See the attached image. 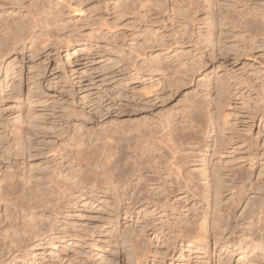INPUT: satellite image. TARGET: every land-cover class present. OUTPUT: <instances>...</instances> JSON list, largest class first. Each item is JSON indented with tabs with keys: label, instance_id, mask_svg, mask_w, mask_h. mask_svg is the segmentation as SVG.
Instances as JSON below:
<instances>
[{
	"label": "rangeland",
	"instance_id": "rangeland-1",
	"mask_svg": "<svg viewBox=\"0 0 264 264\" xmlns=\"http://www.w3.org/2000/svg\"><path fill=\"white\" fill-rule=\"evenodd\" d=\"M29 2L0 4V18L26 17ZM212 2L60 0L54 6L65 22L61 33L39 34L36 52L19 50L0 61V264H75L69 260L77 251L87 264H135L130 238L156 256L148 264L218 263L213 243L205 263L194 245L178 243L172 252L173 241L166 240L174 237L172 229L206 227L199 214L206 201H184L185 194L177 193L170 202L177 212H165L158 202L163 175L181 162L205 188L210 177L202 160L222 171L249 169L246 154H264L262 38L240 60L233 53L250 40L240 30L242 17L249 28L264 30V19L253 16L264 12V0ZM221 16L229 21L221 39L231 47L211 46L213 51L205 36L213 25L220 36ZM219 77L250 99L223 108L224 114L233 111L225 114L228 127L243 145L211 156L190 135L198 129V107L209 104L204 83ZM205 108L208 115L211 108ZM201 138L213 144L209 129ZM188 156L191 165L180 159ZM21 216L33 226L30 234H24ZM161 233L165 239L155 238ZM170 253L173 261L166 258Z\"/></svg>",
	"mask_w": 264,
	"mask_h": 264
},
{
	"label": "bare ground",
	"instance_id": "bare-ground-1",
	"mask_svg": "<svg viewBox=\"0 0 264 264\" xmlns=\"http://www.w3.org/2000/svg\"><path fill=\"white\" fill-rule=\"evenodd\" d=\"M29 1H30L29 2L30 5H29V9H28V15L26 17L15 18V17H13L14 15L12 13V17H11L10 21H7L5 19L0 18V61L6 59L8 56L11 55V53L18 52L19 50H22V52L28 50L30 53L33 54L34 52H36L37 46L39 45L38 40H39L41 34L43 35V33L48 32V36L50 37L51 35H55V34L57 35V34L61 33V31L64 29L65 22L62 19V17L58 14V12L55 10V6H54V4L57 5L60 2V0H29ZM24 2H26V0H0V4L3 7L7 6L9 4L12 5V7H13V6L18 5V3H21L23 5ZM211 2H212V0H209V3H211ZM212 3H214V1ZM257 13H255L253 15L255 18L259 17V18L264 19V12H261V13L259 12V14H257ZM211 17H212V15H211ZM221 17H223V16H221ZM212 19H214L213 21H216L217 15H216V17H215V15H213ZM212 19L210 21H212ZM227 20H228V18H225V17H223L222 20H220V24L218 25L220 32H221L220 36L215 35L214 25L207 32V35L205 36V38L207 39V45L208 46H210V47L215 46L216 48L219 47V50H220L222 47H224L226 45V44L224 45V43L222 42V39H221L222 35L221 34H222V32H224V31H222V28L225 26L224 24L229 23V21H227ZM241 20H242V22L240 24V30L244 33H249L247 38H249L250 40H246L245 45H243V46H239V45L234 46L235 52H233V53H234V57L236 60H240L241 57L246 56L249 51L252 52V50L254 49L253 46L255 44L257 45L256 42H258V43L260 42V41H257L260 38H262L261 42L264 45V30L249 28L251 25L245 17H242ZM224 21H226V22L224 23ZM210 24L212 25V24H214V22H212V23L210 22ZM252 28H254V26ZM70 40H72V39H70ZM65 42L68 45H70V43H71L67 39L65 40ZM246 42H248V44H246ZM30 45H32L31 49L28 48ZM227 46L231 47L229 45H227ZM227 46H225V47H227ZM213 48L211 47V50ZM214 49H213V51H214ZM222 49L220 51L225 50V48L223 50ZM225 53H227V52H225ZM7 69H8V67H7ZM7 69H6V71H7ZM191 76H192V74H191ZM215 81H214L215 83L212 82L214 84L210 83L207 85V83H206L207 86L204 83V86L207 87L206 101L209 100V102H208L209 104H207V105H209V108H211L210 111L208 109L209 117H207L205 119V117L207 115L206 113H204V112H207V111H205V109H206L205 107L207 106L206 104H204V105H206L205 107H204V105L201 106L200 108L198 107L199 110L197 111V109H196L197 113L195 112V116H194L195 117L194 120L198 121L197 126L195 128L196 129L198 128V129H197V131L194 130L195 132L192 133L193 135H190L191 138L193 139V141H195L197 143L200 150L201 149L203 150V148L210 149L212 152L211 156H216L220 153L224 154L227 151H231L230 149H233L234 146H238L240 144H241V146L243 145L240 141H238L239 135L237 136L238 137V139H237L236 133L233 132L232 128L230 129L228 127V125H229L228 119L229 118H227L228 115L227 116L225 115L228 111L225 112V114H224L223 108H224V105L230 103L231 101L240 100V101H243L245 103V102H247V100L250 99V98L248 99L246 97L238 95L239 93L235 94L237 92V89H234L232 86L229 85V82H228L229 79L226 80V77H225V79L223 77H221V78L219 77V79H216ZM207 82L209 83V81H207ZM14 87H15L14 90L16 91L17 88H16V86H14ZM232 89H234L235 92H233ZM262 94H264V93H262ZM206 101H204V102L207 103ZM228 106H229V104H228ZM232 112L231 113L228 112V113L232 114ZM190 115H191V113H190ZM204 119L208 122L207 124H205L206 121ZM241 123H243V122H241ZM195 124H196V122H195ZM188 127H190V125ZM165 129H166V126H165ZM208 129L212 133L211 139L213 140V142H212L213 144H211V145H210V142L208 141V138L205 140L201 138V134L205 133L206 130L208 131ZM166 130H168V129H166ZM227 132H228V134H227ZM188 138L190 139V137H188ZM169 140L171 141V139H169ZM239 140H241V138ZM187 141H188V139H187ZM190 141L192 142L191 139L189 140V143H190ZM202 141H204V142L201 143ZM197 145L196 146L194 145V146L198 147ZM166 150H168V149H166ZM174 151H176V150L174 149ZM175 156H178V154ZM179 157H180V155H179ZM180 159L184 160L183 162H186V163H184L186 165L192 164V163L189 164V160H190L189 156L183 157ZM180 159H177L174 162H178V160H180ZM198 159H200V158H198ZM202 159L203 158H201V160ZM239 159H244V158H239ZM245 159H246L245 163L249 164V169H245V168L230 169L229 167H227V168H225L224 171L218 169L217 166H220V165H218V163L214 166L213 163H211V161H210V163H208L206 160H202L201 165H205L204 166L205 167V173L208 172V174H209L208 177H210L209 182H207L208 186L206 185L207 187H205V188H201L199 185H197V183L195 182L196 179L193 177V175L191 173H187V172L185 173V171L182 170V168H184V167H180V166H182V162L180 163L181 165L179 166V168H174L172 166L174 168V171L176 170L177 172L176 171L173 172L172 171L173 169L171 170L172 172H170V170L166 171L167 177L169 179L171 178L170 180L167 179L165 174L163 176H165L166 178L165 177H163L162 179L160 178L162 180V182L160 183V196H161L160 199H161V201H158V202L161 203L160 208L162 207V209L163 208L166 209L165 212L166 211L177 212V210H179L178 205L176 206V205L170 204V202L172 200L171 198L174 195H176L177 193L185 194V198L183 199L184 201H189L190 197H192L194 199H198V201L202 200L201 201L202 203H203V201H206V204H205L206 206H204V207L201 206V209H202L201 213L199 212V214H201L202 217H204V219L207 220L206 221L207 222L206 227L202 228V226H200V228L197 227V229L196 228L194 229L193 223H192L191 227L190 226L189 227L187 226L186 228L184 227L185 229H180V231H177V229H176V231L172 229L171 233L174 234V237L171 238V236H170L169 238L168 237L166 238V240H171V242L173 241L174 249H172V252L176 251L175 247L178 243L179 244L180 243H182V244L187 243L188 247L194 245V247H195L194 250L197 252L203 253L206 260L208 259V262L207 261H204V262L210 263L211 262L210 261L211 255H212L210 252V243H213V245H214L213 247L215 248V251L218 253L217 255H219V261L217 264H233L236 258H238V260H236L237 261L236 264H264V154L261 155L260 153L256 154L253 152H249L248 154H246ZM203 161H204V163H203ZM160 164H162V162ZM175 165H179V163H175L174 166ZM186 169H187V166H186ZM189 172H191V171H189ZM202 175H205V174L202 173ZM202 175H201V177H202ZM254 176L255 177L257 176V178H258L257 183H253L252 179ZM250 195H253V196L255 195V196L250 197ZM183 200L181 199L182 202H183ZM182 202H180V204ZM119 203H120V201H119ZM177 203L179 204L178 201H177ZM183 203H182V205H183ZM244 203H246L245 208L240 213V215L238 216L237 212L239 211V209L242 207V205ZM158 208H159V206H158ZM28 209L22 207L21 212L22 213L23 212L28 213ZM128 210H130V209H128ZM29 212H31V211H29ZM199 214L195 213L194 216H196V218H197L199 216ZM196 218H194V220H193L194 223L196 222ZM8 219H10V218H8ZM20 220L24 221V226L26 228L24 231V234H26V233L28 234V232L30 234L31 231H29V229H31L33 227V226L32 227L30 226L31 223H27L26 218L24 219V217H22V219H20ZM29 220L32 221L31 219H29ZM201 222H204V221H201ZM203 224H205V222ZM182 226H181V228H182ZM10 227H12V226H10ZM175 227H176V225H175ZM154 229L155 228L153 227L152 228V231H154L153 233L158 234L159 233L158 230H154ZM23 230H24V228H23ZM14 233L15 234L13 235L11 240L16 241V239H17L16 233L17 232L14 231ZM160 236L165 239V235L163 233L157 235L155 238L159 239ZM19 238L20 237H18V239ZM131 239L132 238H130L132 250L130 251V253H132V258H130V257L129 258L131 260H135L134 261L135 264H142V263L148 264V262L151 258L152 259L154 258V260H156V256L152 252H150V250L144 251L140 247V242H136V241H134L135 239L134 240H131ZM189 252H194V251L191 250ZM42 254L44 255L45 253H42ZM188 255H190V254H188ZM82 257H83L82 253L77 251L76 257L75 256L73 257V261H72V258L70 260L69 259L68 260L70 262L75 263V264H87L86 262H83L84 259ZM169 257H172V253H170L168 255V257H166V258H169ZM56 258H58V257H56ZM185 258H187V257H185ZM173 259L174 258L172 257L171 261H173ZM162 260L163 261L165 260V256ZM91 262H93V261H91ZM201 262H203V260ZM51 264H56V263L54 262Z\"/></svg>",
	"mask_w": 264,
	"mask_h": 264
}]
</instances>
